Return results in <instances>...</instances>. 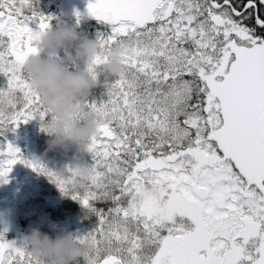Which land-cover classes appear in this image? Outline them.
I'll return each mask as SVG.
<instances>
[{
  "label": "snow or ice",
  "instance_id": "1",
  "mask_svg": "<svg viewBox=\"0 0 264 264\" xmlns=\"http://www.w3.org/2000/svg\"><path fill=\"white\" fill-rule=\"evenodd\" d=\"M38 5L0 0V136L47 127L23 67L54 19ZM88 12L111 25L100 48L123 64L108 99L87 101L101 115L94 178L80 185L72 165L61 175L5 138L0 184L20 162L80 201L97 217L77 238L87 264H264V0H90ZM0 264L40 262L0 232Z\"/></svg>",
  "mask_w": 264,
  "mask_h": 264
},
{
  "label": "clouds",
  "instance_id": "2",
  "mask_svg": "<svg viewBox=\"0 0 264 264\" xmlns=\"http://www.w3.org/2000/svg\"><path fill=\"white\" fill-rule=\"evenodd\" d=\"M39 33L40 52L30 55L24 64V71L30 77L33 88L39 93L43 106L51 119L47 121L49 134L48 151L69 150L76 146L72 166L77 173V183L85 185L94 178V170L85 159L89 152L91 137L98 134L101 115L89 108L88 97L99 83L101 74L115 77L123 71L119 50L110 54L100 48L99 40L82 35L75 26L67 25L62 18ZM52 52L63 50L69 61L85 60V71H72L54 55H41L43 49ZM98 55H107L106 62L95 72H90ZM67 171H57L63 175ZM89 212V210H88ZM27 254L40 264H75L79 258H86L91 252V243H81L72 232H64L52 238L39 227L22 237L20 243Z\"/></svg>",
  "mask_w": 264,
  "mask_h": 264
},
{
  "label": "trees",
  "instance_id": "3",
  "mask_svg": "<svg viewBox=\"0 0 264 264\" xmlns=\"http://www.w3.org/2000/svg\"><path fill=\"white\" fill-rule=\"evenodd\" d=\"M58 5H55L54 0H39L38 10L41 13H43V11H47L43 14L51 15L55 13L52 8H55ZM75 16L81 17L77 15ZM75 16L66 19L61 15L60 11H56V14L53 15L54 19L51 23L55 25L57 23V17L62 18L63 21L67 23V21H71ZM85 22L88 26L81 24L80 26L75 25V27L82 35H86L88 38L94 40L99 39L100 35L98 37L94 36L91 38V30H85V28L94 27L101 30L108 27L98 21H92L89 19H86ZM33 24L36 25L35 23ZM41 55L45 57L49 55L56 56L61 60L66 68L72 71H79L80 66L82 65V60H67L63 50H59L58 52H49L47 51V48H45L41 51ZM114 78L115 77L107 74H101L99 77L100 83L91 90L88 100H95L97 103L107 100V82ZM6 80L7 78L3 74H0V87H3L6 84ZM50 119L51 116L48 117V120ZM5 138L11 142H13V139H18L23 146L22 152L28 157V159L40 160L47 167L55 171H59L67 165H72V158L77 152L76 146H72L67 151L63 149L48 151V140L50 137L48 132L42 128V122L39 119H33L27 123H21V125L14 132L10 130L6 131L4 136H0V139ZM85 159L89 165L92 163L90 153L85 154ZM19 163L17 162L15 164V166H17V170L20 169L21 173L28 172L30 180L27 181V185L25 187L24 192H26V194L11 197V203L15 206L16 211H20L19 219L25 215L24 211H27L30 206H35V210L30 213L29 219L19 221L16 218V221L14 222L15 225H13L11 230L3 231L0 229V232L4 233L8 241H15L17 244H20L23 235L29 233L33 227H39L43 232L49 234L52 238H56L57 235L69 232V230L64 227L65 223L76 218L81 220L78 225L80 228L79 230L83 228L89 233L95 228L97 217L90 214L88 209L84 207L80 201L73 199L71 196L64 195L60 188L53 183L48 176L38 173L28 165L25 166L26 164ZM22 164L25 166L24 168L21 166ZM96 206L107 209L110 204L98 202ZM73 235L78 238L82 235V233L74 230ZM75 264H87V261L84 257H81L77 262H75Z\"/></svg>",
  "mask_w": 264,
  "mask_h": 264
},
{
  "label": "rangeland",
  "instance_id": "4",
  "mask_svg": "<svg viewBox=\"0 0 264 264\" xmlns=\"http://www.w3.org/2000/svg\"><path fill=\"white\" fill-rule=\"evenodd\" d=\"M62 0H54L55 5H58ZM47 12V11H43ZM55 13L51 14L52 16L55 15ZM86 19L84 17H74L71 21H67V25L69 26H80L81 24H86ZM31 27L34 29L36 28V25L31 24ZM90 29V37H98L102 33L107 34L111 31V26L103 28V29H98V28H85V30ZM47 51L51 52L50 49H47ZM87 69V63L85 60H82V65L80 66L79 71H85ZM16 138V137H15ZM13 143L19 147L22 151V143L17 139L12 140ZM23 153V152H22ZM24 155V153H23ZM25 158L28 159L26 155H24ZM19 163V162H18ZM21 164V163H19ZM24 164V163H23ZM21 165L23 168L27 165ZM20 174V176H19ZM18 177V178H17ZM29 173L28 172H20V169L17 170V166H13L12 171L9 173V182L8 183H3L0 184V229L5 231V230H11L13 228L14 222L16 221V218L21 221L23 219H29L30 213L35 210V206H30L27 211H24V216L19 219L20 216V211H16L15 206L11 203L10 198L11 197H16V196H21L25 195V187L27 185V181L29 179ZM79 221H81L79 218L73 219L65 223V228L68 229L70 232L73 233L74 230L76 232L82 233L80 237L86 236L88 232L85 231V229L78 227ZM81 224V223H80ZM90 233V232H89Z\"/></svg>",
  "mask_w": 264,
  "mask_h": 264
},
{
  "label": "water",
  "instance_id": "5",
  "mask_svg": "<svg viewBox=\"0 0 264 264\" xmlns=\"http://www.w3.org/2000/svg\"><path fill=\"white\" fill-rule=\"evenodd\" d=\"M60 13L64 18H70L71 16L79 13L84 18L89 20H99L95 16H92L88 12V5L85 3H79V1H70L66 5L60 8ZM101 21V20H99ZM107 23V22H105ZM109 24V23H107Z\"/></svg>",
  "mask_w": 264,
  "mask_h": 264
},
{
  "label": "flooded vegetation",
  "instance_id": "6",
  "mask_svg": "<svg viewBox=\"0 0 264 264\" xmlns=\"http://www.w3.org/2000/svg\"><path fill=\"white\" fill-rule=\"evenodd\" d=\"M70 1H79V3H85V4H89V2H90V0H62L60 3H59V5L57 6V7H55V8H52L53 9V11H57V12H59L60 11V8L62 7V6H64V5H66L68 2H70ZM52 9H50V10H52ZM75 15H77V14H75ZM75 15H73V16H75ZM79 16H81V15H79ZM99 23H102V24H104V25H106V26H110V25H108V24H106L105 22H102V21H98Z\"/></svg>",
  "mask_w": 264,
  "mask_h": 264
}]
</instances>
